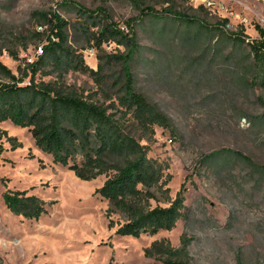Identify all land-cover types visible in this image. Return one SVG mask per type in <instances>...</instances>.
<instances>
[{"label":"rangeland","instance_id":"obj_1","mask_svg":"<svg viewBox=\"0 0 264 264\" xmlns=\"http://www.w3.org/2000/svg\"><path fill=\"white\" fill-rule=\"evenodd\" d=\"M225 1L248 20H232L233 30L247 36L243 43L214 27L224 19L222 13L201 10L187 0H174L175 8L200 20H179L165 12L169 3L164 2L153 3L164 13L155 16L142 15L132 0H0V44L19 50L14 58L4 49L0 60L18 76L37 58V47L49 42L47 35L42 40L33 35L46 28L33 17L35 10L56 11L66 19L70 43L94 68L99 53L126 47L106 42L100 50L93 45L91 32L98 28L86 20L81 6L89 14L105 11L121 26H133L139 43L132 62L136 87L171 116L179 131L175 137L157 126L153 140L143 143L150 146L149 156L166 167L172 198L183 185L187 188L184 215L173 229L139 238L119 235L122 215L108 216L109 201L97 192L105 174L81 179L42 151L29 128L0 122V142L6 148L0 156V264H154L146 247L161 238L179 247L184 236L192 264H238L239 256L243 264H264V86L251 53L252 41L261 38L258 27L264 28V5ZM202 22L213 26L207 29ZM37 79L58 77L38 74ZM64 80L87 97L111 102L86 73L71 70ZM8 136L21 146L14 149ZM226 148L252 162L233 153L204 160ZM9 190L40 196L47 211L39 218L12 212L4 199ZM161 200L151 201L169 204Z\"/></svg>","mask_w":264,"mask_h":264},{"label":"trees","instance_id":"obj_2","mask_svg":"<svg viewBox=\"0 0 264 264\" xmlns=\"http://www.w3.org/2000/svg\"><path fill=\"white\" fill-rule=\"evenodd\" d=\"M132 1L142 15L163 16L164 13L155 10L153 3L164 2L169 3L164 8L167 14L188 22L200 20L196 15L177 10L174 0ZM199 9L207 10L203 5ZM80 11L98 28L91 32L93 45L102 50L104 43L116 42L124 45L126 51L99 53L98 67L94 68L70 43L66 19L56 11L35 10L33 17L38 25L46 28L40 30L37 27L33 35L39 40L47 35L49 42L44 45V53L28 62L20 76L0 60V122L10 120L17 126L29 128L42 151L51 154L55 162L69 166L81 179L93 180L105 174L107 178L97 192L109 201L108 216L118 212L124 219L117 234L139 238L143 234L155 235L162 230H171L184 215L187 188L183 185L172 198L170 188L166 187L170 177L165 172L166 167L149 156L150 146L143 140H153L157 126L170 130L175 137L178 128L157 102L136 87L132 62L139 43L133 35V26L122 29L121 24L109 19L105 11L89 14L83 6ZM226 21L218 20L214 27L220 28L229 38L245 42L247 36L243 30L227 29ZM201 25L210 29L211 24L202 22ZM258 28L261 38L252 41L251 53L258 78H262L258 82L264 86V28ZM49 31L53 34L48 35ZM24 47L27 48L28 43ZM4 49H8L14 58L19 57V50L1 43L0 54ZM114 65H118L119 70L112 71ZM71 70L91 76L111 102L107 104L87 97L66 83L65 75ZM38 74L57 76L58 80H38ZM8 140L14 149L21 146L13 136H8ZM5 149L4 143L0 142V156ZM229 153L252 162L230 148L214 150L205 155L204 160ZM161 198L169 204L154 206L151 200L162 201ZM4 199L12 212H21L28 217L39 218L47 211V201L28 190H9ZM109 226H114L113 221ZM186 240L184 236L182 245L174 247L167 238L156 239L145 248V255L156 260L154 264H192L189 241ZM238 264H243L240 256Z\"/></svg>","mask_w":264,"mask_h":264},{"label":"built area","instance_id":"obj_3","mask_svg":"<svg viewBox=\"0 0 264 264\" xmlns=\"http://www.w3.org/2000/svg\"><path fill=\"white\" fill-rule=\"evenodd\" d=\"M187 1L195 2L199 5H203L210 10L219 11L220 13H222L224 15V19H227L226 28L229 30H232V31L237 30V29L233 30V28H232L233 27V25H232L233 19H237L241 23H246L248 21L246 17H243L240 12L236 11L225 0H187ZM257 1L261 2L264 5V0H257ZM122 29L126 30L128 28L122 26ZM36 51H37L36 52L37 57L42 55L44 53V46L39 45L37 47Z\"/></svg>","mask_w":264,"mask_h":264}]
</instances>
